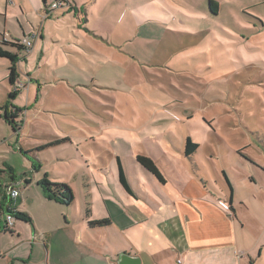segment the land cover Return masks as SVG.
Masks as SVG:
<instances>
[{"label": "rangeland", "instance_id": "1", "mask_svg": "<svg viewBox=\"0 0 264 264\" xmlns=\"http://www.w3.org/2000/svg\"><path fill=\"white\" fill-rule=\"evenodd\" d=\"M54 1L47 0V12L54 13L57 35L45 31L32 53L17 51L10 79L8 62L0 58L1 198L12 177L40 182L47 176L67 180L80 203L85 176L99 216L101 195L112 192V154L121 155L136 184L146 182V173L133 155H152L173 189L178 179L169 154L187 181L230 206L228 176L235 208L264 215V0L225 1L227 10L214 24H192L203 29L195 36L179 26L177 12L135 10V0H98L85 6L87 17L61 10L64 2L55 8ZM152 11L177 21L162 37L143 39ZM85 20L89 33L93 29L122 48L92 39L84 29L86 40L107 53L99 52L80 37ZM9 112L26 122L24 129L7 123ZM188 137L198 144L189 157ZM5 167L14 170L12 177ZM155 184L152 190L166 195Z\"/></svg>", "mask_w": 264, "mask_h": 264}, {"label": "crops", "instance_id": "2", "mask_svg": "<svg viewBox=\"0 0 264 264\" xmlns=\"http://www.w3.org/2000/svg\"><path fill=\"white\" fill-rule=\"evenodd\" d=\"M203 1L135 0L132 6H135V10L147 7L177 12L181 18L179 26L195 36L199 31L203 32V29L198 27L199 23L192 24L205 20L213 23L222 11L227 10L226 3L230 4L228 0H215L217 13L213 14L209 0L206 7ZM63 2L67 6L61 10L67 11L69 7L70 11L74 10L77 15L83 13L85 17L88 15L85 6L93 8L98 4V0ZM139 2L143 4L140 5ZM47 9V0H0V43L19 42L25 37L34 38L30 54L35 50V43L47 37L45 31L51 37L56 36L57 20L52 19L54 13L48 14ZM152 13V19L144 20V24L150 26H147L143 39L162 37L171 27L169 22L177 21L174 16L169 18L154 11ZM14 19H17L20 30ZM47 20L52 21L50 24L53 30L46 29ZM88 22L85 20L83 26H80L81 38H88L84 33L86 29L92 39L100 40L113 48H122L112 46V41L97 34L93 29L89 33ZM140 33L143 31L139 28ZM86 41L96 44L91 40ZM96 47L99 52L107 53L106 49L98 45ZM5 48L17 54V51L26 52L12 46ZM131 55L135 56L134 53ZM2 59L8 62L9 70L12 66L11 60ZM15 122L18 123V131L24 129L25 121L15 119ZM162 153L166 154L164 151ZM112 155L115 157L111 173L112 192L105 190L110 194L108 198L101 195L99 201L103 208L99 216L94 213L95 192L85 176L80 183L82 202L77 201V193L70 185L75 198L72 204L66 205L46 196L39 185L40 178L18 179L12 177L13 169L5 167V171L12 178L6 187L7 194L4 198L0 196V264H117L119 255L123 252L139 256L142 264H264V215L240 213L238 207L234 206L233 192L232 197H229L230 206L227 208V205L221 202L222 198L214 197L210 190H202L192 179L187 181V176L178 172L175 162L167 154L168 161L173 165L170 172L181 184L174 182L177 186H171L177 190L174 192L168 187L166 178L167 182L161 183L165 187L166 195H162L157 190H152V186L156 187V178L143 169L146 182L138 181L139 184H136L121 155ZM137 155L139 154L133 155L135 162ZM118 160L134 195L129 194L119 180ZM137 164L140 165L138 162ZM3 175L4 170H0V176ZM227 179L230 180L228 176ZM55 182L69 185L64 178H57ZM20 183L24 184L22 189L18 186ZM97 185L101 187L104 184ZM9 186L19 189L20 193L16 199L8 197ZM7 208L27 213L30 221L15 217L13 226L6 230ZM88 209L89 217L86 216ZM103 218H109L111 224L103 227L90 226L89 220Z\"/></svg>", "mask_w": 264, "mask_h": 264}, {"label": "trees", "instance_id": "3", "mask_svg": "<svg viewBox=\"0 0 264 264\" xmlns=\"http://www.w3.org/2000/svg\"><path fill=\"white\" fill-rule=\"evenodd\" d=\"M209 3H210V9H211L212 13L216 14L217 13L216 1L215 0H209ZM5 46L16 47L19 50L24 49V47L21 44H19L18 42L3 41L2 43H0V57L1 58H7V59L11 60V62H12V66L9 69L10 70L9 78H12L14 73H15V66H16L18 54L6 49ZM12 96H13V92L10 93L9 97L11 98ZM18 112H19V110L16 109L15 112H13V113L17 114ZM13 113L12 112H11V114L6 113V119L10 122V124H12L14 127H16L17 125L15 122V118L17 116L13 115ZM197 148H198V144L194 143L191 140V138L188 137L187 141H186V146H185V155L188 157L191 156L196 151ZM135 159L147 173H149L151 176L156 178L160 183L165 184L167 182L166 177L161 172L160 168L158 167L155 160L151 156L139 154L135 157ZM118 164H119V180H120L121 184L123 185V187L125 188V190L129 194L134 195V191H133L131 185L129 184L127 177L125 176L122 164L119 160H118ZM226 180H227V183L230 187L231 197H232L233 188H232L231 183L227 179V176H226ZM39 185L42 187L44 193L46 194V196L48 198L54 199L60 203L66 204V205H70L74 201V198H75L74 191L72 190V188L67 183L51 182L47 178V176H45L44 178L41 179V181L39 182ZM8 197H9V195H8ZM6 211L14 213L15 217L20 218V219L25 220V221H30V219H31L30 216L24 212H20L17 210L14 211V210H11L8 208L6 209ZM86 216L87 217L90 216V210L89 209L86 210ZM89 224L92 227H103V226L110 225L111 220L109 218H103V219H99V220H89Z\"/></svg>", "mask_w": 264, "mask_h": 264}, {"label": "built area", "instance_id": "4", "mask_svg": "<svg viewBox=\"0 0 264 264\" xmlns=\"http://www.w3.org/2000/svg\"><path fill=\"white\" fill-rule=\"evenodd\" d=\"M63 1L64 0H55L54 3H53V7H55V8L56 7H62V5L64 4ZM18 43L21 44L24 47L26 52H29L31 50V48H32V45H33L32 39L29 38V37L23 38ZM19 193H20L19 189L12 187L10 189V193H8V195H9L10 199H16L18 197ZM226 207L228 208L229 206H226ZM14 219H15V214L14 213L9 212V211L5 212V229L6 228L10 229L13 226ZM178 262L180 263V261H178Z\"/></svg>", "mask_w": 264, "mask_h": 264}, {"label": "water", "instance_id": "5", "mask_svg": "<svg viewBox=\"0 0 264 264\" xmlns=\"http://www.w3.org/2000/svg\"><path fill=\"white\" fill-rule=\"evenodd\" d=\"M11 186L8 187V193H10ZM117 264H142V260L139 256L131 255L126 252L120 253L117 260Z\"/></svg>", "mask_w": 264, "mask_h": 264}, {"label": "flooded vegetation", "instance_id": "6", "mask_svg": "<svg viewBox=\"0 0 264 264\" xmlns=\"http://www.w3.org/2000/svg\"><path fill=\"white\" fill-rule=\"evenodd\" d=\"M6 230H8V229L6 228Z\"/></svg>", "mask_w": 264, "mask_h": 264}]
</instances>
